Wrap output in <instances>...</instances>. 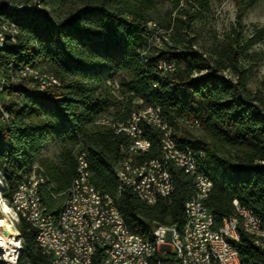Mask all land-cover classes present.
Returning <instances> with one entry per match:
<instances>
[{"label": "trees", "instance_id": "obj_1", "mask_svg": "<svg viewBox=\"0 0 264 264\" xmlns=\"http://www.w3.org/2000/svg\"><path fill=\"white\" fill-rule=\"evenodd\" d=\"M8 1L32 0H0V15L19 29L17 41L8 34L0 52V177L9 204L37 166L46 178L41 200L59 214L78 174V155L86 151L94 185L113 198L135 233L150 238L157 224L181 231L196 193L194 175L171 162L173 192L148 204L131 188L121 190L116 172L127 155L123 147L132 143L122 125L153 106L168 129L140 120L151 148L134 154L135 162L162 160V139L171 130L213 180L207 205L218 224L237 213L238 200L264 227V74L257 72L264 26L244 34L245 0H236L235 26L208 44L200 34L213 0H41L35 11L22 13ZM167 2L175 15L162 18ZM164 62L174 68L164 70ZM26 66L57 77L60 85L41 92L33 76L23 75ZM17 227L20 264H50L24 217ZM240 233L234 243L242 264H263L264 248L243 228ZM96 258L100 262V253Z\"/></svg>", "mask_w": 264, "mask_h": 264}, {"label": "bare ground", "instance_id": "obj_2", "mask_svg": "<svg viewBox=\"0 0 264 264\" xmlns=\"http://www.w3.org/2000/svg\"><path fill=\"white\" fill-rule=\"evenodd\" d=\"M9 2V1H8ZM3 2H0V6ZM36 5V0H32L29 3H14L9 2L8 8L13 10L14 13H22L24 11L18 9H26L27 7H33ZM41 6V0H38V7ZM12 22V21H10ZM0 15V52L7 43V35L10 34L13 42L17 41V25L10 23ZM156 25V24H154ZM163 64H166L164 62ZM163 64L161 67L164 69ZM174 66L172 67V69ZM171 69V70H172ZM166 70V69H164ZM1 74V73H0ZM23 75L33 76L39 86L41 92H45L49 87L43 81L47 79V76L56 81L57 85H60L59 79L53 75L44 73L36 68V74L27 73L23 70ZM5 81L3 76L0 75L1 91L3 90ZM156 110V112L150 111ZM3 120L9 119L7 112L2 113ZM147 119L155 125L168 129L167 123L161 116V109L159 107L150 106L138 114H134L132 120L127 124L122 125L121 129L124 130L132 139V143L123 147V151L127 154L116 167L117 176L120 183V189L124 187L131 188L137 195L146 203L154 204L160 197H167V191L169 196L173 192V178L170 171V161L179 168L184 169L186 172L194 175V181L196 186V193L194 197L189 200L185 208V224L180 231L176 227V244L180 245L179 256H172L171 259H162V243L159 240L156 226L153 231V235L150 238H146L136 233L138 238H143L146 242L147 249L141 256L139 264H195V258H192L193 241H195L196 221L200 220L199 210V197L204 200V215H212L213 212L207 205L210 193L214 187L213 180L204 172L199 171V176L204 180V183L208 187V190L200 191V183L198 181V175L194 170H191V163L199 170V163L196 155L190 146L179 147V143L172 135L171 130H165L164 136H171V141H163L162 148L164 156L162 160H152L138 164L135 162L133 156L140 152L141 139L146 140V144L151 148V142L143 137L142 130L139 127L140 120ZM137 121V128L139 135L134 130V122ZM195 126H200L198 121L195 122ZM150 150V149H149ZM180 150L185 153H180ZM202 155V153L200 154ZM88 157V155H87ZM82 159V153L78 155V174L75 177L71 187L68 190V196L62 206L59 214H52L43 204L38 202V209H44L47 214L45 233L48 234L50 239H53L54 245L52 250H49L48 245L43 240V229L38 222H33L29 219L28 213H17V206L15 204V198L12 199V204L9 205L3 201L0 203V264H10L9 256H12L13 264H20V259L23 253V238L17 224L21 222V217L30 224L32 228L36 230V242L42 249L43 253L48 256L50 264H111L112 252L111 248H104L102 250V241L109 239V235H114V228H107V220L103 218L102 214H107V207L111 203V210L114 215H118L120 223L125 225V229L129 232H134L125 217L115 205L111 196L97 192L96 194H88L87 203H82V210H86V214L80 219V228L82 235L79 234L77 229L69 228L65 226L70 212H75L78 206V200L83 197V193H86V180H91V172L79 171L80 160ZM154 163L158 167V171H153ZM38 183L31 184V191L40 192V187L45 183L46 178L42 173H34L31 171L26 174L19 184L22 186H29V182L32 180H39ZM146 178L153 179V190L150 192V199H148V190ZM131 182V183H125ZM162 182H167L166 186ZM2 181L0 180V189ZM238 200L234 201L237 213L229 217H225L222 220V227H226V230H222V227H215V234H220L221 241H212V244H205V250L202 255V264H224L222 259H215V252H223V245L228 247L231 253L239 254V260L242 264L240 252L235 246L234 241L239 240L241 237L240 228H243L245 232L251 234L255 240V243L264 248V227L261 219L255 214L254 210L245 206H237ZM90 205H97V209L90 207ZM236 212V211H235ZM97 238L95 234V223ZM160 226H170L165 224H157ZM259 227H262L260 229ZM82 237L85 241L87 248L86 256L82 254V247L79 246L82 243ZM215 250V252H214ZM101 255L100 262L96 263L97 254ZM64 256L63 261L54 258V256ZM264 264V263H263Z\"/></svg>", "mask_w": 264, "mask_h": 264}, {"label": "built area", "instance_id": "obj_3", "mask_svg": "<svg viewBox=\"0 0 264 264\" xmlns=\"http://www.w3.org/2000/svg\"><path fill=\"white\" fill-rule=\"evenodd\" d=\"M38 8V0H36V5L33 7H27L26 9H18L24 12L35 11ZM156 26V25H154ZM17 31L19 29L17 27ZM0 41H4L1 40ZM164 69L166 71H170L173 67V63L167 62L163 64ZM27 73L36 74V68L31 66H26L23 68ZM47 87L56 86V81L51 77L47 76L46 80H43ZM0 94H1V86H0ZM156 112V110H150ZM140 112V111H139ZM3 119V116H2ZM134 122V130L131 132H135V134L139 135V130L137 128V121ZM141 146L140 152L149 151V147L146 144V140H142L141 136ZM162 141H171V136H163ZM180 153H185L180 150ZM171 163V161H170ZM153 171H158V167L154 163ZM191 170L196 172L198 175V181L200 183V191L208 190V187L204 183V180L199 176V170L191 163ZM79 171L83 172H91L90 164L87 158V152H82V159L79 164ZM34 173H39L37 170V166L34 167ZM42 181L39 176V180H32L29 182V186H22L19 184L16 191L13 194V198H15V204L17 206V213H28L29 219L33 222H38L43 229V240L45 244L48 245L49 250H52V246L54 245L53 239H50L47 233H45V224L47 214L44 209H38V202H42L40 192L31 191V184L38 183ZM131 183V182H125ZM147 190H148V199H150V192L153 190V179L146 178ZM167 182H162L164 186H166ZM97 192H101L96 188L91 180H86V193H83V197L78 200V206L75 212H70L67 223L65 226H68L72 229H77L79 234L81 233L80 228V219L84 214H86V210H82V203H87L88 194H96ZM167 195L169 196V191H167ZM204 200L199 197V210H200V220L196 221V231L195 232V241H193V252L192 258H195V264H202V255L205 250V244H212V241H221L222 237L220 234H215V227H222L221 224H218L214 213L212 215H204ZM237 206H242L240 202H237ZM90 207H94L97 209V205H90ZM103 218L107 220V228H114V235H109V239L101 240L102 241V250L104 248H111L112 252V261L111 264H139L141 260L142 254L145 252L148 246H146L145 240L143 238H138L135 232H129L128 229H125V225L120 223L118 215H114L111 210V203L107 207V214H102ZM229 217V216H228ZM95 223V221H94ZM95 223V234L97 238ZM176 227L177 225L170 226H160L156 225V231L159 237L160 242L162 243V259H171L172 256H179V248L180 245L176 244ZM262 229V227H259ZM222 230H226V227H222ZM223 245V252H215V259H222L224 264H241L239 260V254L231 253L227 246ZM82 247V254L86 256L87 248L85 245V241L82 237V243L79 244ZM58 260L63 261L65 257L62 256H54ZM10 264L12 262V256H9ZM97 263V260H96ZM187 264V263H186Z\"/></svg>", "mask_w": 264, "mask_h": 264}, {"label": "rangeland", "instance_id": "obj_4", "mask_svg": "<svg viewBox=\"0 0 264 264\" xmlns=\"http://www.w3.org/2000/svg\"><path fill=\"white\" fill-rule=\"evenodd\" d=\"M245 2H247L248 8L243 15L242 22L244 26L243 32L246 35L251 33L254 26H264V0H245ZM170 14L174 16L175 12H170V3L167 2L161 9L160 17H168ZM236 19V0H213V11L207 18L206 27L200 34L202 42H205L206 44L211 43L210 39L213 36L223 39L225 35L235 26ZM257 72L260 75L264 74V62H262L261 66L257 69ZM250 84L252 87H255L254 81ZM0 180L2 181L1 177ZM3 201L9 205L8 201L2 196V190L0 189V203ZM1 214L2 212H0V215Z\"/></svg>", "mask_w": 264, "mask_h": 264}]
</instances>
